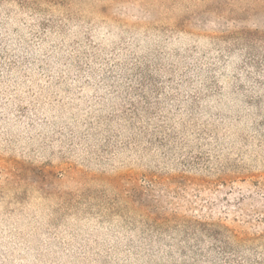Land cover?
Instances as JSON below:
<instances>
[{
  "label": "rangeland",
  "instance_id": "374dc122",
  "mask_svg": "<svg viewBox=\"0 0 264 264\" xmlns=\"http://www.w3.org/2000/svg\"><path fill=\"white\" fill-rule=\"evenodd\" d=\"M0 264H264V0H0Z\"/></svg>",
  "mask_w": 264,
  "mask_h": 264
}]
</instances>
